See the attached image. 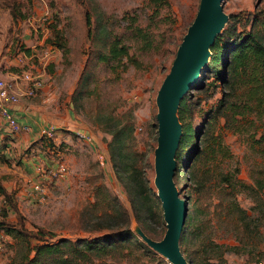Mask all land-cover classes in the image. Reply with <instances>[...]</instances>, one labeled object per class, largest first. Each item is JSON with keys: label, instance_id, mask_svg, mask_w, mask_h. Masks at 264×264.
<instances>
[{"label": "rangeland", "instance_id": "obj_1", "mask_svg": "<svg viewBox=\"0 0 264 264\" xmlns=\"http://www.w3.org/2000/svg\"><path fill=\"white\" fill-rule=\"evenodd\" d=\"M163 1L166 3L155 4L151 0H0V68L3 71L15 68L5 60L15 61L24 51L30 59L26 65L20 63L23 66L19 70L16 68L17 74L29 67L45 71L46 75L49 73L50 87L56 86L57 92L60 91L57 99L70 106L73 117L85 130L80 131L92 138L87 142L76 133L56 126L52 137L38 130L33 140H24L22 132L27 131L1 128L0 152L7 160L0 159V183L11 193L16 207L0 194V217L3 213L12 220L20 216L28 229L36 231L41 227L56 234L54 239L96 236L88 230L107 223L119 226L125 222L145 243L144 235L154 240L162 239L166 221L161 203L158 207L154 194L147 191L140 196L142 201L136 198L144 203L138 207L137 218L130 192L137 185L144 188L148 182L157 196L154 184L156 95L196 14L199 0ZM221 6L227 20L232 18L237 30L251 29L252 13L264 8V0H221ZM86 12L89 26L85 23ZM128 22L152 30L158 49L138 54L142 61L139 68L129 63L118 64L116 71L102 64L92 68L87 29L96 31L99 27L107 29L113 24ZM44 50H48L49 55L39 63L35 55ZM85 70L93 72L96 79L87 85L89 92L79 95L78 105L73 109L71 98ZM202 70L203 67L198 79ZM0 78L9 77L0 74ZM201 78V84L195 85L197 79L187 91L190 120L197 130L199 151L187 163L190 149L184 150L178 170L175 159L176 175L173 173L172 177L187 207L183 224L190 255L182 254L190 256L192 264H199L204 256L220 253L229 264H258L264 262V195L256 185V180L264 174V140L260 139L264 111L245 108L243 114L234 115L231 109L221 105L220 75L206 72ZM21 97L18 103L22 99L30 104L39 100L37 95ZM128 109L132 114L134 142L128 153H122V166L127 167L124 175L117 171L118 164L114 165L112 160L101 165L97 152L105 151L108 156L107 142L111 134L107 126L113 124L109 116ZM61 110L60 105L57 113ZM0 117L3 120L2 115ZM61 131L69 133L67 139H56ZM41 157L47 166L62 160L69 168L65 178L44 177L47 185L44 194L35 192L31 185ZM99 183L117 197L126 211V221L122 213L115 211L119 208L118 202L96 203ZM103 211L108 216L100 215ZM8 236L0 237L3 245L0 264L9 261L18 249V240ZM28 240L30 247L37 242L30 236ZM154 251L172 264L163 254ZM32 253L30 250L29 254Z\"/></svg>", "mask_w": 264, "mask_h": 264}, {"label": "trees", "instance_id": "obj_2", "mask_svg": "<svg viewBox=\"0 0 264 264\" xmlns=\"http://www.w3.org/2000/svg\"><path fill=\"white\" fill-rule=\"evenodd\" d=\"M151 1L155 4L166 3L163 0ZM11 12L13 17L17 16L14 9ZM251 18L253 28H244L243 30H237L233 19L228 18L226 25L210 45L211 54L203 66L198 82L195 83L198 86L202 79L201 76L203 77L206 72L220 75L221 105L231 109L234 115L243 114L245 108H248V111L257 109L264 111V8L254 11ZM85 23L89 26L87 12L85 13ZM99 28H96V31L88 28L86 32L91 41L89 49L93 59L89 60V63L92 68L102 64L108 70L116 71V67L120 63H129L135 68H139L142 61L138 58V54H146L158 49L157 37L154 36L152 30H149L147 26L139 25V23L128 22L122 25L116 23L107 29ZM94 79L96 78L93 72L86 73V70L81 72L70 102L73 109H76L78 105L79 95L89 92L90 88L87 85ZM187 98L188 92L182 96L177 108L182 133L174 156L177 163L176 170H178V163L182 159L184 150L188 149L189 151L190 149V153L186 157L187 163L199 151L197 130L191 124V110ZM131 115V109L123 113L113 112L109 116L113 120V124L107 126V131L111 134V138L107 142L108 161L112 160L114 165L117 163V171L124 175H126L127 167L122 166V153H128L134 142ZM260 139L264 140V127ZM0 159L7 160L1 152ZM256 185L264 195V174L256 180ZM139 187L137 185V187L131 188L130 192L133 210L137 218L139 217L138 207L144 206V203L136 198L142 201L143 198L140 196L147 191L154 194L156 205L161 207L156 192L152 191L148 182L144 184V188ZM96 192L98 198L95 201L97 204L103 200L105 203H110L113 200L118 202L119 208L115 204L114 206L118 208L115 211L122 213L125 221L127 220L126 211L117 197L111 195L102 183L96 186ZM0 194L13 208L16 207L11 193L2 183H0ZM103 214L108 216V213L104 211L100 215ZM106 228L109 230H102ZM88 231L93 232L96 236H84L76 239L63 236L54 239L56 234L53 232L41 227L33 231L24 225L20 216L16 220H12L6 218V213H3L0 217V232L18 240L17 252L4 264H90L93 261H98L99 264H121L124 259L126 260L125 264H169L164 257L139 240L126 222L119 226L107 223L92 227ZM29 236L37 240L31 247L28 244ZM215 246L219 247L218 244ZM179 247L183 254L190 255L185 224L182 225L179 235ZM30 250H33L32 255L29 254ZM222 255L220 253L219 255L204 256L199 260V264H229ZM185 258L188 262H192L190 256Z\"/></svg>", "mask_w": 264, "mask_h": 264}, {"label": "water", "instance_id": "obj_3", "mask_svg": "<svg viewBox=\"0 0 264 264\" xmlns=\"http://www.w3.org/2000/svg\"><path fill=\"white\" fill-rule=\"evenodd\" d=\"M226 20L221 0H199L196 14L179 43L170 70L156 95L154 184L166 221V231L160 240L146 235L144 240L172 264H190L179 247V235L187 212L186 201L179 196L172 179L174 156L182 133L177 108L180 99L198 79L201 68L207 63L211 54L210 45Z\"/></svg>", "mask_w": 264, "mask_h": 264}, {"label": "built area", "instance_id": "obj_4", "mask_svg": "<svg viewBox=\"0 0 264 264\" xmlns=\"http://www.w3.org/2000/svg\"><path fill=\"white\" fill-rule=\"evenodd\" d=\"M49 55L48 50L42 51L39 55H35L39 61L42 63ZM34 56V55H32ZM30 59L24 51L17 55V60L23 65L27 64V60ZM18 79L24 83L22 88L18 87L17 81L13 78H0V115H2L4 121L9 126V128L14 131H29L32 127L31 124L21 122L17 119L14 114V106L18 103L21 96H34L37 94L38 90L44 85V79L40 73L29 68H24L18 75ZM57 127L53 123H46L39 128V132L47 137H52L55 135ZM83 140L90 142L91 136L83 131L75 132ZM97 159L101 165L108 163V156L105 151L97 152ZM38 165L36 166V172L34 179L31 180L32 188L35 192L44 194L47 185L44 183V177H49L52 179H62L68 174V165L62 160H56L51 166H47L45 159L40 158ZM0 237H9L7 234L0 232ZM3 245L0 243V250H2ZM258 264H264L263 261H259Z\"/></svg>", "mask_w": 264, "mask_h": 264}, {"label": "crops", "instance_id": "obj_5", "mask_svg": "<svg viewBox=\"0 0 264 264\" xmlns=\"http://www.w3.org/2000/svg\"><path fill=\"white\" fill-rule=\"evenodd\" d=\"M53 54L52 56H54ZM5 61H7V65L10 63L15 65V68L12 66L9 70H4V71L2 68H0V74L15 79L17 81L18 87L22 88L24 86V83L18 79L19 74H17V70H16V68L18 67H19L18 70L22 68L21 67L22 64H20L18 60L14 61L12 59H7ZM37 72L40 73L44 79V85L40 90H38L36 94L39 97V100L33 104H30L28 102H25V99H22L19 103H17L14 106L13 109L14 114L19 121L31 124L32 128L29 131L22 132L23 136L25 137V138L23 137V139L33 140L35 137H37L38 134L37 132L39 128L49 122L55 124L57 127H62L63 129H66L73 133H75L76 131L84 130V128L80 125L79 121L73 117V113L70 110V106L69 107L65 106L63 102H60L57 99L60 91L58 90L57 92L56 86L50 87L51 75L49 73H47L46 75V72L40 69H38ZM21 98H27V97L22 96ZM60 105L62 106V110L60 111V113H57V110L60 108ZM0 123H1L0 130L2 128V130L5 129V131H7L9 126L6 124L4 119L3 120L1 119V117H0ZM68 134H69L68 132L66 133L61 131L57 134L56 139L59 138L65 140L67 139ZM0 260H2L1 257Z\"/></svg>", "mask_w": 264, "mask_h": 264}]
</instances>
